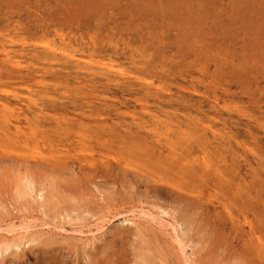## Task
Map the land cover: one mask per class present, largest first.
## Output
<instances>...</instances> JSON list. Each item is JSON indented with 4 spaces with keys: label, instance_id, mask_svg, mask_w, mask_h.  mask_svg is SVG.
<instances>
[{
    "label": "rangeland",
    "instance_id": "obj_1",
    "mask_svg": "<svg viewBox=\"0 0 264 264\" xmlns=\"http://www.w3.org/2000/svg\"><path fill=\"white\" fill-rule=\"evenodd\" d=\"M0 84V264H264V0H0Z\"/></svg>",
    "mask_w": 264,
    "mask_h": 264
},
{
    "label": "bare ground",
    "instance_id": "obj_2",
    "mask_svg": "<svg viewBox=\"0 0 264 264\" xmlns=\"http://www.w3.org/2000/svg\"><path fill=\"white\" fill-rule=\"evenodd\" d=\"M49 51L51 52V49L49 48ZM55 51V50H54ZM48 52V53H50ZM51 54V53H50ZM46 56H50V55H46ZM150 65V64H149ZM11 74V73H10ZM9 77V76H8ZM11 78V77H10ZM1 85V84H0ZM8 106V105H7ZM7 115V114H6ZM96 116V115H95ZM42 124V123H41ZM15 131L13 133H10V126L7 124L6 120L2 123H0V153H9L8 149L9 147L5 144H7L8 141L10 140H15V143L17 144V147L19 150H21V145L23 144V140H24V137L25 136H28L30 134H27L26 131L20 126V125H17L15 126ZM33 127V126H32ZM176 128V127H175ZM154 129V128H153ZM38 131V130H37ZM134 133V132H133ZM137 133V132H136ZM176 134V132H175ZM142 135V134H140ZM207 135V134H206ZM138 138V137H136ZM144 138V137H143ZM142 138V139H143ZM148 140V139H147ZM150 140V139H149ZM148 143V142H146ZM165 143V142H164ZM154 144V143H153ZM162 144V143H161ZM204 143H202L203 145ZM164 145V144H163ZM147 146V145H146ZM154 146V145H153ZM201 146V145H200ZM160 148V147H159ZM221 150V149H220ZM232 153V152H231ZM164 154V153H163ZM162 154V155H163ZM186 154V153H185ZM184 154V155H185ZM214 154V153H213ZM158 155V154H157ZM161 155V156H162ZM146 156V155H145ZM155 156V155H154ZM179 156V155H178ZM9 157V156H8ZM219 157V155H218ZM3 158V157H2ZM158 158V156H157ZM166 158V157H165ZM178 158V157H177ZM159 159V158H158ZM206 159V157H205ZM245 159V157H244ZM16 160V159H15ZM246 160V159H245ZM27 161V160H26ZM69 161V160H68ZM155 161V160H154ZM167 161V160H166ZM185 161V160H184ZM226 161V160H225ZM179 162V161H178ZM26 163V162H25ZM122 163V164H121ZM132 163V162H130ZM173 163V161H172ZM213 163H214V160H213ZM217 163V162H215ZM121 165H127L128 167L130 166L129 163H126V160L124 161H121L120 162ZM178 165V163H176ZM230 164V163H229ZM218 166V165H217ZM250 166V164H249ZM212 167V166H211ZM215 167V165H214ZM168 168V166L166 167ZM172 168V167H171ZM206 168V167H205ZM218 168V167H217ZM164 169V168H163ZM176 169H177V166H176ZM210 170V168H209ZM217 170V169H216ZM166 171V170H165ZM211 171V170H210ZM219 171V170H218ZM210 173V172H209ZM206 174V173H205ZM208 175V174H207ZM206 175V176H207ZM213 175V174H212ZM165 178V177H164ZM227 180V179H226ZM220 181V180H219ZM219 183V182H218ZM171 187V186H170ZM173 188V187H172ZM184 188V187H182ZM177 190V189H176ZM42 189L38 188L37 185L35 184V182L31 179H27L25 184L22 185L19 189H18V197H31L35 200V197L38 196V192H41ZM186 191V190H185ZM43 192V191H42ZM41 192V193H42ZM181 193V192H180ZM40 194V193H39ZM38 198V197H37ZM25 207V206H24ZM4 209V208H3ZM9 214V213H8ZM3 215V214H2ZM1 216V215H0ZM188 226V225H187ZM1 227V226H0ZM12 227V226H11ZM25 235V234H24ZM184 236V235H183ZM7 237V236H6ZM22 238V237H21ZM23 239V238H22ZM3 242V241H2ZM7 243V242H6ZM5 244V243H4ZM20 244V243H19ZM182 245V244H181ZM9 245H4V246H0V254L2 255L4 252L7 253L9 247H10V250H11V246ZM17 248V247H16ZM13 250V249H12ZM11 250V251H12ZM152 255V254H151ZM5 257V256H4ZM146 260V259H145ZM145 264H147L145 262ZM150 264V263H148Z\"/></svg>",
    "mask_w": 264,
    "mask_h": 264
}]
</instances>
